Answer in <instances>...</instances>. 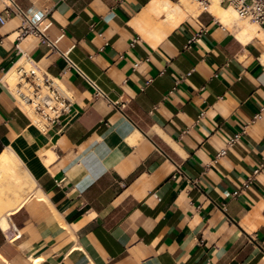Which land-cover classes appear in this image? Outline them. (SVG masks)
Segmentation results:
<instances>
[{"label":"crops","instance_id":"obj_1","mask_svg":"<svg viewBox=\"0 0 264 264\" xmlns=\"http://www.w3.org/2000/svg\"><path fill=\"white\" fill-rule=\"evenodd\" d=\"M6 5L20 15L0 24V154L34 188L0 219V264H264V172L224 195L264 161V111L250 123L264 106L262 40L182 0ZM22 14L51 23L54 47L18 42ZM20 52L72 95L60 132L41 131L7 91Z\"/></svg>","mask_w":264,"mask_h":264},{"label":"built area","instance_id":"obj_2","mask_svg":"<svg viewBox=\"0 0 264 264\" xmlns=\"http://www.w3.org/2000/svg\"><path fill=\"white\" fill-rule=\"evenodd\" d=\"M194 4L198 11H206L207 7L213 1L217 3L226 2L229 7L233 9L236 15L243 20L255 24L258 32L261 35V40L264 43V0H188ZM19 14L18 10L12 5H6L3 14H0V24L5 21V15ZM23 15V14H22ZM106 20V19H104ZM50 22L45 24L33 23L26 16H22V25L18 30L17 40L20 42L27 36H36L48 46H53L47 35L45 34ZM202 32V31H201ZM192 36L186 47L192 44L200 36V33ZM139 40L134 38L129 43L130 47ZM18 49V48H17ZM18 51H20L18 49ZM67 65L81 75L88 85L93 89L94 96L102 97V91L89 80L66 56H64ZM139 63L133 65V70ZM11 70L15 76L14 86H10L4 82L7 91L13 96L18 104L30 116L32 123L35 124L41 131L46 132L54 129L60 132L69 123L73 116V97L72 95L59 83V81L41 70L35 63L30 61L26 56L20 52L18 60L13 64ZM7 71L4 77L11 71ZM264 111L262 106L259 111L253 116L250 123H253L261 118ZM247 126H244L239 132L235 133L226 142L225 148L220 152L219 156H223L227 148L234 146L246 132ZM264 172V161L253 169L251 174L232 192H224L225 196L235 197L241 192L245 191L255 180V177Z\"/></svg>","mask_w":264,"mask_h":264},{"label":"bare ground","instance_id":"obj_3","mask_svg":"<svg viewBox=\"0 0 264 264\" xmlns=\"http://www.w3.org/2000/svg\"><path fill=\"white\" fill-rule=\"evenodd\" d=\"M182 1L190 6L188 0ZM189 10L190 12H194L193 6H190ZM207 11L224 25L232 26L234 23L238 22L236 13H234L233 9L221 8L218 6L217 1H213L211 5L207 7ZM238 23L242 27L238 34V38L241 41L246 42L254 37H261L255 24L251 22L249 23L248 21L246 23ZM14 79L15 76L11 70L5 76L4 82L13 87L14 84L12 82ZM33 188L34 182L27 174L18 158L9 150L2 152L0 154V219L5 217L8 213L16 210L29 196V193Z\"/></svg>","mask_w":264,"mask_h":264},{"label":"rangeland","instance_id":"obj_4","mask_svg":"<svg viewBox=\"0 0 264 264\" xmlns=\"http://www.w3.org/2000/svg\"><path fill=\"white\" fill-rule=\"evenodd\" d=\"M190 4V6H193V10L194 11H198L197 10V8L194 6V4H192V3H189ZM236 18H237V20H238V22H241V23H246L247 21H245V20H242V19H240L237 15H236ZM244 21V22H243ZM250 23V22H249ZM256 29H257V26H256ZM258 30V29H257ZM260 39H261V37H260ZM15 79L13 80V84H15Z\"/></svg>","mask_w":264,"mask_h":264}]
</instances>
